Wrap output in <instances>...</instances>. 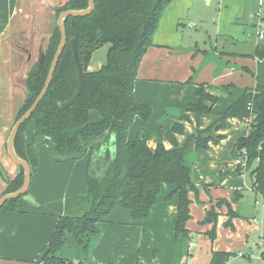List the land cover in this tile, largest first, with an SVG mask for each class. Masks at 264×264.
Returning <instances> with one entry per match:
<instances>
[{
	"label": "crops",
	"instance_id": "crops-1",
	"mask_svg": "<svg viewBox=\"0 0 264 264\" xmlns=\"http://www.w3.org/2000/svg\"><path fill=\"white\" fill-rule=\"evenodd\" d=\"M65 1L0 0V75L3 76H0V162L5 170V166L11 170L10 175H7L9 179L17 173L16 164L6 151V139L14 121L12 101L21 87L26 92L27 72L43 55L54 27L55 10ZM182 15L183 12L176 0H171L153 33L152 45L140 60L133 91L136 101L150 106L151 115L147 120L134 117L128 129V139L138 136L145 140L150 149H154L158 143L170 149L173 145L168 140V132L174 123L182 125L183 132L173 135L178 146H185V153L187 150L192 152L189 165L191 179L197 187L196 194L188 193L190 218L186 221L185 227L189 231V238L181 243L175 237L178 198L176 193L166 198L169 193L174 192L175 185L163 183L148 217L133 221L127 210L115 208L106 220L99 224V233L87 255L83 254L73 235L68 234L60 253L73 261V264H201L195 257L194 261L189 257L191 246H196V253L199 251L195 234L201 238H209L211 243L213 241V245L210 246L211 252L234 253L236 251L228 247L215 245L219 236L226 233L231 238L240 239L244 244L248 241L246 235L253 233L258 235L255 244L262 247L260 252L263 250L264 223L257 218L259 212L256 211L254 217L243 224L241 214L236 208V200L243 194L240 184L246 183L247 180L250 183V191L258 195L264 205L261 196L252 187L249 171L236 162L240 158L235 152L237 140L248 134V127L246 126L245 132L229 133L226 130L229 124L246 125L235 117L228 118L223 128L217 127L219 113L235 101L243 89L255 88L261 83L257 80L234 90L235 88H231L232 81H227L228 88L225 87L226 90L222 93L227 96L234 91L233 95L226 97L227 103L223 108L219 107L220 110L215 108V101L208 114L197 116L188 110L189 104L198 99L196 95L198 85L202 84L204 90L215 96L216 100V94L219 93L208 84L200 68L193 67L191 72L187 67L180 66L181 34L176 24ZM27 26L30 32H21ZM24 36H28L25 44L22 43ZM258 43L264 45V40ZM256 46L257 43L254 49ZM217 47L215 45L214 50L228 61L232 60L231 55L236 54L225 47H221L222 49ZM197 51L204 53L206 49L195 48L192 54L195 59L200 57ZM226 66L229 75L239 70L233 64ZM242 68L244 70H241V74L246 72L248 67ZM16 72L20 75L17 80L14 75ZM205 104L209 106L210 102L206 101ZM97 119L98 117L94 120L90 118L91 121ZM209 126L214 129L213 136H220L211 138L206 148L196 149L194 134ZM34 129V122H31L24 132L26 142L31 140ZM215 138L216 141H212ZM99 143H94L98 145V150L93 152L98 158L105 149V145ZM90 153L88 151L81 158L56 162L48 154L47 145L43 144L38 148V166L30 178L31 182L35 176L34 183H29L31 189L28 186L27 190L33 201L20 200L18 210L7 211L0 217V264H40L43 248L54 231L58 216H80L87 210L89 204L85 179ZM185 157L186 155L184 159ZM62 168H69L71 171L63 178L62 186L55 185L53 181L56 179L50 175L48 169ZM0 181L1 195L6 187V181L1 174ZM53 185L60 186V189L54 191ZM219 200L225 203L222 204V209L216 204ZM197 206L202 209L200 212ZM228 208L235 212V215L230 217L227 213ZM209 210L217 213L215 222L206 219ZM227 220H230L231 225L225 224ZM241 224L244 228L243 235L240 233ZM211 231L214 233L212 237ZM189 243L192 245L189 246ZM210 255L206 252L208 261ZM237 260L233 258L228 264H235ZM261 261L264 264V260Z\"/></svg>",
	"mask_w": 264,
	"mask_h": 264
},
{
	"label": "trees",
	"instance_id": "trees-1",
	"mask_svg": "<svg viewBox=\"0 0 264 264\" xmlns=\"http://www.w3.org/2000/svg\"><path fill=\"white\" fill-rule=\"evenodd\" d=\"M93 1L94 8L90 13L64 19L67 43L49 87L30 117L21 124L14 139V150L28 162L31 175L38 166L40 145L48 146L56 162L81 158L91 152L85 179L89 206L80 216H58L54 231L43 248L40 264H73L60 253L68 234L73 235L83 254L87 255L99 233V224L117 207L127 210L133 221L148 217L163 183L175 185L174 192L166 198L173 193L178 198L175 237L182 243L189 238L185 227L190 218L188 193L196 194L197 187L191 179V166L184 160L185 146H178L173 135L183 132L182 125L174 123L168 132V140L173 145L170 149L162 143L150 149L138 136L128 139V129L134 117L147 120L151 115L149 105L136 101L134 81L140 60L152 45L153 33L171 0ZM87 5V0H66L56 9V16L62 10L83 9ZM71 38L75 39L83 70L82 87L72 104L61 107L59 104L72 97L78 84ZM59 39V29L54 25L43 57L27 72L26 95L14 121L40 92ZM106 44L109 47L105 62L98 70H88L93 51ZM252 55L264 58V45H257ZM196 95L197 101L190 103L188 110L197 116L210 113L216 97L207 93L202 84L197 86ZM206 100L210 102L209 106L205 104ZM92 111L98 115L95 121L90 120ZM249 116L253 117L247 126L248 134L237 140L235 152L244 157V169L249 171L252 187L264 202V85L243 89L240 96L219 113L217 127L223 128L228 118L235 117L244 122ZM31 121H34L35 130L31 140L26 142L24 132ZM194 138L196 149L206 148L211 140L199 135ZM94 142L105 145L99 158L93 155L98 150ZM17 167L18 172L6 182L2 194L20 187L23 168ZM21 198L22 195L7 200L0 208V217L7 211L18 210ZM228 209L230 217L235 215ZM214 214L212 210L207 211L206 219L215 222ZM225 224L231 225L230 220ZM210 234L212 237L213 231ZM260 253L264 258V239ZM231 256V252H212L210 264H225Z\"/></svg>",
	"mask_w": 264,
	"mask_h": 264
},
{
	"label": "rangeland",
	"instance_id": "rangeland-1",
	"mask_svg": "<svg viewBox=\"0 0 264 264\" xmlns=\"http://www.w3.org/2000/svg\"><path fill=\"white\" fill-rule=\"evenodd\" d=\"M176 3L183 12L181 18L177 19L178 24H176V28L181 34L179 38L181 41L180 45L182 49L180 51L182 53L180 55V66L181 68L187 67L191 70V72H193V67H196L194 69L200 68V72L202 73V76L207 80L208 84L219 93V95L216 94L217 100L214 104L215 108H218V110L223 108L227 103L226 97H229V95H233V91L236 90V88L244 87L250 83H254L257 80L261 84L264 83V61L251 55L253 54L255 44L257 43L258 45V42L264 40V38L257 37L256 26L258 19H264V0H176ZM23 31L29 33V26H27L21 32ZM218 31H220V33ZM225 38H227V40H224ZM27 39L28 36H24V39H22V43L25 44V40L27 43ZM215 45L218 46L217 49H222L221 47H225L226 49H229L236 54L231 55L232 60L228 61L226 57L220 55L218 51L214 50ZM195 48L201 50L202 48H205L206 51L204 53L197 51L200 54V57L195 59L192 55L195 52ZM107 49L108 45H104L93 52L90 61V69L97 70L100 63L105 62ZM228 64L236 65L239 70L236 72H232V74L229 75L226 72L228 69V66L226 65ZM242 66H247L248 68H246V72L244 71L241 74V70H244ZM14 75L16 80L20 78V75L17 72L14 73ZM0 76H2V74ZM227 81H232L234 85L232 84L231 88L235 89L231 93H229V91H226L229 93V95L226 96L222 92L226 90L225 87L228 88L226 83ZM24 95L25 90L23 91V88L21 87V90L17 91L14 100L12 101L14 103L13 113L17 111L18 107L22 103ZM206 101L209 102L208 100ZM206 101L204 102L206 103ZM97 117L98 115L96 114V112L92 111L90 115L91 120H94ZM246 126L248 125L246 124L245 126H237L233 123L229 124L226 130L229 133H233L235 131L245 132V130L247 129ZM204 130L205 128L198 130L194 134V136L199 135L201 138H214L220 136H213V127L209 126L205 131ZM48 154L50 155L49 149ZM191 154L192 152H190L189 150H187L185 153L186 157L184 160L187 164H189ZM5 168L6 170H4L7 175H10L11 170L7 168V166H5ZM48 170L50 175L52 174L54 176V179H56L53 181V184L61 186L63 185V178H65L66 175L71 171V169L69 168ZM34 178H32V184L34 183ZM240 185V189L243 194L241 196H238L236 200V208L241 214V219H243L242 223L244 224L249 221V219L254 217L253 215L256 211L259 212L257 217L258 220H261L264 223V205L261 202L260 198L258 197V195H255V193L250 191V183L248 180L246 181V183L241 182ZM29 188L31 189L30 186ZM53 188L54 191H57L56 189H60V186H54ZM55 202L56 200L54 199L53 203ZM216 204L219 206V209H222V204L225 203L219 200ZM196 208L199 212L202 210L198 206ZM229 211L230 210L227 209L228 215L230 213ZM214 213V215L217 216V213ZM203 220H205V218ZM240 229V233L241 235H243V225ZM195 235V240L198 243L197 248H199V251L196 253V246L190 247L189 257L192 258L191 261H194L195 257V259H198L201 264H210V261H208V258L206 256V252H208V254L212 253L210 250V246L211 244L213 245V241L211 243V240L209 238H201L200 235ZM247 236L248 241L243 244L240 239L231 238L228 234L223 233L219 236V239L217 240L215 245H217L218 247H228L232 250H235L236 252L234 253L236 254L244 253L243 258H236L238 260L237 262H235V264H263L261 259L258 257L262 247L255 244L258 240V235L249 233L246 235V237ZM234 253L231 257H235L236 254ZM210 258L211 255L209 256V259Z\"/></svg>",
	"mask_w": 264,
	"mask_h": 264
},
{
	"label": "water",
	"instance_id": "water-1",
	"mask_svg": "<svg viewBox=\"0 0 264 264\" xmlns=\"http://www.w3.org/2000/svg\"><path fill=\"white\" fill-rule=\"evenodd\" d=\"M87 2H88V5L86 8H83V9H66V10L61 11L57 17L56 25L59 28L60 39H59V43L57 45V48L53 54L52 60L50 62V66H49L44 84H43L40 92L38 93V95L35 97L32 104L29 106V108L14 122V124L12 125V127L9 131L7 139H6L7 154L15 164H17L23 168V179H22V183L18 189L11 191V192H6V193L0 195V208L7 200L17 198L20 195H22V198L20 200H25L28 202L33 201L32 197L27 192L28 186L30 183V178H31L30 166L26 160L20 158L16 154V152L14 150V139H15V136L17 134V131H18L20 125L32 114V112L37 107L38 103L43 98V96L45 95V93L49 87V84L51 82L53 73L56 69L59 57L61 56V53H62V51L66 45V42H67L66 31H65L64 24H63L64 19L68 16H84V15L90 13L92 11V9L94 8V1L93 0H87ZM70 45H71V49H72L73 59H74V62L76 64V67H77L78 84H77V88L75 90V93L72 95V97L69 100L59 104V106H61V107H66V106H69L70 104H72L74 102V100L76 99V97L79 95V93L81 91V87H82L83 70H82V67L78 61V56H77L76 47H75V40L73 38L70 40ZM237 148H238V146H237ZM0 173L2 174V176L5 180H8L1 162H0Z\"/></svg>",
	"mask_w": 264,
	"mask_h": 264
},
{
	"label": "built area",
	"instance_id": "built-area-1",
	"mask_svg": "<svg viewBox=\"0 0 264 264\" xmlns=\"http://www.w3.org/2000/svg\"><path fill=\"white\" fill-rule=\"evenodd\" d=\"M263 9H264V7H263ZM256 26H257V37L258 38H264V19L263 18L258 19ZM261 59L264 61V58H261ZM252 117L253 116L246 117L244 119L245 124L249 125ZM236 162H238V164H241L243 167L245 165V159L242 156L239 159H237ZM191 245H192V243H189V246H191ZM243 255H244V253H237L235 255V257H230L229 260L225 264H228L233 258H241V257L243 258ZM258 257L261 260H264L261 253H259ZM243 264H246V263H243Z\"/></svg>",
	"mask_w": 264,
	"mask_h": 264
},
{
	"label": "flooded vegetation",
	"instance_id": "flooded-vegetation-1",
	"mask_svg": "<svg viewBox=\"0 0 264 264\" xmlns=\"http://www.w3.org/2000/svg\"><path fill=\"white\" fill-rule=\"evenodd\" d=\"M57 9H58V8H57ZM65 10H66V9H65ZM55 11H56V10H55ZM62 11H63V10H62ZM60 12H61V11H60ZM60 12H59V13H60ZM59 13H58V15H59ZM58 15L56 16V12H55V22H54V25H56V20H57ZM56 26H57V25H56ZM57 27H58V26H57ZM53 28H54V27H53ZM58 29H59V28H58ZM66 37H67V36H66ZM71 39H72V38H71ZM71 39H70V40H71ZM73 39H74V38H73ZM74 40H75V39H74ZM66 43H67V42H66ZM106 45H107V44H106ZM103 46H104V45H103ZM70 47H71V45H70ZM75 47H76V42H75ZM108 47H109V46H108ZM64 48H65V47H64ZM71 50H72V49H71ZM107 50H108V49H107ZM76 52H77V51H76ZM93 52H94V51H93ZM106 53H107V51H106ZM92 54H93V53H92ZM43 55H44V54H43ZM43 55H42V56L40 57V59H38L35 63H37L38 61H40L41 58L43 57ZM77 56H78V55H77ZM105 57H106V55H105ZM91 58H92V55H91ZM91 58H90V61H91ZM51 60H52V59H51ZM78 61H79V60H78ZM35 63H34V64H35ZM34 64H33V65H34ZM102 64H103V63H101V65H102ZM89 65H90V62H89ZM89 65H88V70L93 71L92 69L89 68ZM101 65H100V66H101ZM100 66H99V68H100ZM99 68H98V69H99ZM98 69H97V70H98ZM25 95H26V92H25ZM25 95H24V98H25ZM23 100H24V99H23ZM15 114H16V112L14 113V117H15ZM29 117H30V116H29ZM29 117H28V118H29ZM15 121H16V120H15ZM15 121H13V124H14ZM31 122H34V121H31ZM31 122H30V123H31ZM30 123H29V124H30ZM13 124H12V125H13ZM29 124H28V125H29ZM20 126H21V125H20ZM34 126H35V125H34ZM27 127H28V126H27ZM18 130H19V129H18ZM34 130H35V129H34ZM25 131H26V130H25ZM17 132H18V131H17ZM24 138H25V137H24ZM45 145H46V144H45ZM6 151H7V150H6ZM2 166H3V165H2ZM17 166H19V165L16 164V167H17ZM17 172H18V167H17ZM5 173H6V172H5ZM0 174H1V173H0ZM1 176H2V174H1ZM6 176H7V174H6ZM2 178H3V176H2ZM7 178H8V176H7ZM3 179H4V178H3ZM4 180H5V179H4ZM8 180H9V178H8ZM8 180H5V181L7 182Z\"/></svg>",
	"mask_w": 264,
	"mask_h": 264
}]
</instances>
